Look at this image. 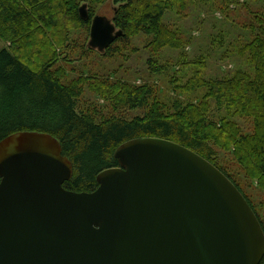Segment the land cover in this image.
<instances>
[{"label":"trees","instance_id":"1","mask_svg":"<svg viewBox=\"0 0 264 264\" xmlns=\"http://www.w3.org/2000/svg\"><path fill=\"white\" fill-rule=\"evenodd\" d=\"M107 1L0 0V41L8 44L0 49V141L23 131L54 137L73 166L62 186L77 193L97 188V174L118 165L113 153L124 142L180 144L234 184L264 233V0H208L207 13L225 24L210 44L245 60L226 73L206 67L208 53L185 52L193 33L181 24L199 22L197 0H114L122 35L103 53L89 48L91 19ZM164 50L174 60H163ZM137 53L145 55L144 72L133 73L139 83L126 77L129 67L99 64Z\"/></svg>","mask_w":264,"mask_h":264},{"label":"water","instance_id":"2","mask_svg":"<svg viewBox=\"0 0 264 264\" xmlns=\"http://www.w3.org/2000/svg\"><path fill=\"white\" fill-rule=\"evenodd\" d=\"M89 19L86 4L78 9ZM122 31L95 15L88 47L103 53ZM93 192L63 188L73 166L49 134L0 141V264H259L264 233L234 184L190 149L138 138Z\"/></svg>","mask_w":264,"mask_h":264},{"label":"rangeland","instance_id":"3","mask_svg":"<svg viewBox=\"0 0 264 264\" xmlns=\"http://www.w3.org/2000/svg\"><path fill=\"white\" fill-rule=\"evenodd\" d=\"M200 3L198 8L200 9V15L197 16V19L199 22H184L182 25V28L184 32L188 35L189 32H192L193 34L190 36L193 39V45L186 48L185 52L187 53L188 57H195L197 55H206L208 53L209 59L205 61L206 67L209 65L210 69H213L214 71H218L221 73H226L232 70L234 64L241 65V69L245 68V60L239 59L235 55H225L227 58H224V56H221L220 52L217 51V48L210 43L212 42V39L216 37L217 34H222L221 29L225 28V24L223 23V20L221 19L220 15L217 12L213 13H207V7L210 6V3L207 1H200L197 0V3ZM117 5H115L114 0H108L105 2L102 6L97 7L96 9V15L105 16L108 19H112L114 10L116 9ZM227 40H230L231 37L227 36ZM89 41V37L87 40V43ZM215 43V42H214ZM134 45L141 46L142 40L136 39L133 41ZM2 48H8V44L5 42L0 41V49ZM96 51V50H95ZM138 56L135 58H131L128 62H121L118 61V59L110 62H102L100 61L99 64L101 66H107L108 68H116L119 64H122V69L129 67V71L127 73L128 78H131V81L133 83H139V76L133 75L134 71H137L138 74L141 76V73L144 72L143 69V60L145 58L144 54L137 53ZM176 53L164 50L162 52V56L165 57V59H173L176 57ZM167 57V58H166ZM222 60H227L224 62H221ZM211 63V64H210ZM234 63V64H233ZM220 70V71H219ZM222 70V71H221ZM97 71H99L97 69ZM226 71V72H223ZM122 70L118 72V75ZM170 92V91H169ZM169 92L167 93L169 95ZM170 94H172L170 92Z\"/></svg>","mask_w":264,"mask_h":264}]
</instances>
